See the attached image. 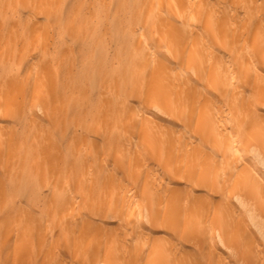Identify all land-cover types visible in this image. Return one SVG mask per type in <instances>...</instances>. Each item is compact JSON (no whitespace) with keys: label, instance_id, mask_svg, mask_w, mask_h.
Masks as SVG:
<instances>
[{"label":"bare ground","instance_id":"obj_1","mask_svg":"<svg viewBox=\"0 0 264 264\" xmlns=\"http://www.w3.org/2000/svg\"><path fill=\"white\" fill-rule=\"evenodd\" d=\"M0 264H264V0H0Z\"/></svg>","mask_w":264,"mask_h":264}]
</instances>
